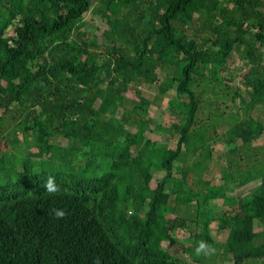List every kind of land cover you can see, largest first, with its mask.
I'll return each mask as SVG.
<instances>
[{"label": "trees", "instance_id": "obj_1", "mask_svg": "<svg viewBox=\"0 0 264 264\" xmlns=\"http://www.w3.org/2000/svg\"><path fill=\"white\" fill-rule=\"evenodd\" d=\"M87 13L99 36L85 30ZM234 54L243 91L227 78ZM146 85L175 94L159 122L147 117ZM260 107L264 0H0V160L9 147L30 157L0 171V264H188L162 247L178 232L191 264H264ZM219 142L217 184L202 176ZM37 156L63 169L34 172ZM50 176L60 192H46ZM202 240L214 255H196Z\"/></svg>", "mask_w": 264, "mask_h": 264}, {"label": "rangeland", "instance_id": "obj_2", "mask_svg": "<svg viewBox=\"0 0 264 264\" xmlns=\"http://www.w3.org/2000/svg\"><path fill=\"white\" fill-rule=\"evenodd\" d=\"M94 16L92 14H85L84 15V22H86V31L93 32L95 29H93L92 24H95L97 26V31L95 30L96 35H100L101 31L103 30V26L96 24V22L93 20ZM228 72H227V78H234L230 82V86L232 88L237 87L241 91H243V86L241 84V79L243 74L246 71V68L244 67L243 63L240 61L239 57L234 54L232 58L228 62ZM244 95V93H242ZM142 96L150 102V105L147 108V117L153 119L156 122H159L164 115L165 108L167 106V101L170 98L175 97V94L173 91H171L166 96H161L158 94L157 86L156 85H146L142 87ZM129 98L134 97L133 93L128 94ZM238 99L235 102V105L238 104ZM231 103V102H229ZM234 105V106H235ZM235 107H233V110ZM251 115L264 124V107L257 108L256 110L251 112ZM20 137V140H22V135H18ZM146 136L151 139L152 141H155L159 144H165L169 149L173 150L175 149L176 142L175 139H171L170 137L166 135H159L156 133H146ZM57 144L60 147H65L67 145V142L65 140H62L60 138L55 140ZM56 142H52V144H56ZM257 146H264V134L257 140L256 142ZM12 147L7 148V153L5 152L3 154L4 158L0 160V171L5 172H11L18 169H21L23 162L29 160V156L27 153L23 152V150L16 147L15 151L11 149ZM213 154L211 158V162L209 165V170L202 176L205 180H212L214 183H221V174L222 169L226 167V157L224 156L226 152V146L219 142L213 146ZM31 163L33 165V171L39 172L41 171H51L57 168L63 169L61 166V163L57 161V159L49 160L45 157H32ZM246 169V166L244 167ZM0 172V177L2 173ZM161 174L155 173L152 179V182L150 184L151 188H154L157 182L160 180ZM259 185V181L253 182L248 184L247 186L237 189L234 192H232L231 195H239V196H245L249 195L252 192L255 191L256 187ZM222 201H211L210 202V208L216 213H219L221 211ZM258 231V228L255 229ZM210 233L214 239V241L218 244L223 243L225 239L224 233H219L217 231V223L212 222L210 225ZM186 243L183 241V237L181 232L177 233V239L173 243H162V247L165 251L169 252L174 259H178L182 262H186L188 264H191L190 258L185 253ZM225 264V263H224Z\"/></svg>", "mask_w": 264, "mask_h": 264}, {"label": "clouds", "instance_id": "obj_3", "mask_svg": "<svg viewBox=\"0 0 264 264\" xmlns=\"http://www.w3.org/2000/svg\"><path fill=\"white\" fill-rule=\"evenodd\" d=\"M45 190L49 194H55L61 191L59 185L56 184L54 177H49L45 182ZM67 191V190H65ZM66 212L63 209H54L53 215L57 219H63L66 216ZM195 253L197 256H205L210 257L215 254V248L210 245L207 241L198 242V246L195 249Z\"/></svg>", "mask_w": 264, "mask_h": 264}]
</instances>
